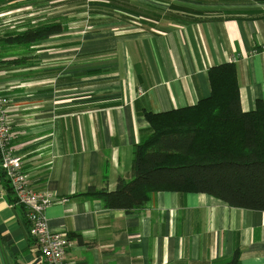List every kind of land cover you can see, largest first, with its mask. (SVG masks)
Segmentation results:
<instances>
[{
    "label": "crops",
    "instance_id": "0c3cea01",
    "mask_svg": "<svg viewBox=\"0 0 264 264\" xmlns=\"http://www.w3.org/2000/svg\"><path fill=\"white\" fill-rule=\"evenodd\" d=\"M157 5H160L157 7ZM73 5H71L72 7ZM94 12L69 38V0H0V95L13 147L69 264H264V211L207 194L160 192L142 210L105 209L89 188L130 181L144 112L195 106L210 68L233 63L244 112L264 104V2L82 0ZM42 23L64 30L23 41ZM118 24V25H117ZM0 168V264H47Z\"/></svg>",
    "mask_w": 264,
    "mask_h": 264
},
{
    "label": "trees",
    "instance_id": "16d2710c",
    "mask_svg": "<svg viewBox=\"0 0 264 264\" xmlns=\"http://www.w3.org/2000/svg\"><path fill=\"white\" fill-rule=\"evenodd\" d=\"M42 24L23 34V41L64 30L61 23ZM208 78L210 95L195 106L144 112L150 131L135 147L130 181L119 179L114 191L89 188L84 195L127 214L160 192L207 194L233 208L264 211V104L242 110L233 63L210 68Z\"/></svg>",
    "mask_w": 264,
    "mask_h": 264
},
{
    "label": "built area",
    "instance_id": "2783aa9c",
    "mask_svg": "<svg viewBox=\"0 0 264 264\" xmlns=\"http://www.w3.org/2000/svg\"><path fill=\"white\" fill-rule=\"evenodd\" d=\"M6 107L7 99L0 95V168L4 178L14 196L15 205L23 210L29 234L46 263L69 264L67 250L72 243L66 234L51 229L46 216V210L54 202L53 195L32 189L23 159L14 152V135Z\"/></svg>",
    "mask_w": 264,
    "mask_h": 264
},
{
    "label": "rangeland",
    "instance_id": "374dc122",
    "mask_svg": "<svg viewBox=\"0 0 264 264\" xmlns=\"http://www.w3.org/2000/svg\"><path fill=\"white\" fill-rule=\"evenodd\" d=\"M169 1L171 2L172 0ZM81 4L82 0H69V38L80 37L87 26L91 25L90 22L93 21L91 16L95 15L94 12L83 14L81 12ZM71 5L73 6L71 7ZM159 6L157 5V7Z\"/></svg>",
    "mask_w": 264,
    "mask_h": 264
}]
</instances>
